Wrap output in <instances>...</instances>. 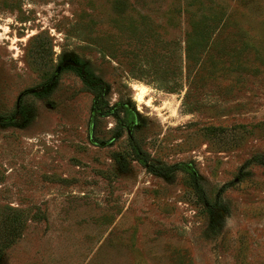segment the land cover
Wrapping results in <instances>:
<instances>
[{"label":"rangeland","instance_id":"374dc122","mask_svg":"<svg viewBox=\"0 0 264 264\" xmlns=\"http://www.w3.org/2000/svg\"><path fill=\"white\" fill-rule=\"evenodd\" d=\"M0 264H264V0H0Z\"/></svg>","mask_w":264,"mask_h":264},{"label":"trees","instance_id":"16d2710c","mask_svg":"<svg viewBox=\"0 0 264 264\" xmlns=\"http://www.w3.org/2000/svg\"><path fill=\"white\" fill-rule=\"evenodd\" d=\"M188 3V2H187ZM196 23H205L203 20H196ZM208 34L207 31L203 28L196 29L192 28L189 32L185 33L184 43H185V50H186V60L191 59L195 53L198 52L199 46L201 43L205 42L207 39ZM198 55V54H197ZM142 161V160H140ZM9 220H11L9 218ZM8 220V221H9ZM18 225L15 226L13 221L8 222L5 224V230L3 237H14L18 233Z\"/></svg>","mask_w":264,"mask_h":264},{"label":"water","instance_id":"95a60500","mask_svg":"<svg viewBox=\"0 0 264 264\" xmlns=\"http://www.w3.org/2000/svg\"><path fill=\"white\" fill-rule=\"evenodd\" d=\"M128 132H130V125H129V129H128Z\"/></svg>","mask_w":264,"mask_h":264},{"label":"bare ground","instance_id":"6f19581e","mask_svg":"<svg viewBox=\"0 0 264 264\" xmlns=\"http://www.w3.org/2000/svg\"><path fill=\"white\" fill-rule=\"evenodd\" d=\"M137 89H139V88H137ZM139 96V95H138Z\"/></svg>","mask_w":264,"mask_h":264}]
</instances>
